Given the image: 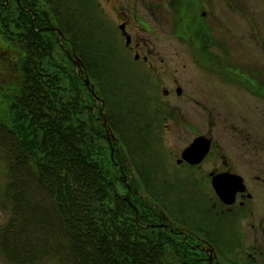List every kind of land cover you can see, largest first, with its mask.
Wrapping results in <instances>:
<instances>
[{
    "label": "trees",
    "instance_id": "obj_1",
    "mask_svg": "<svg viewBox=\"0 0 264 264\" xmlns=\"http://www.w3.org/2000/svg\"><path fill=\"white\" fill-rule=\"evenodd\" d=\"M94 3L0 0V73L6 77L0 79L5 83L1 103L5 110L10 99L9 124L27 156V161L9 166L5 194L10 218L3 232L4 253L18 264L27 253L39 257L28 259L31 263L50 255L43 252L44 209L37 205L43 192H48L59 215L61 236L69 242L56 255L60 264H204L199 246L193 249L179 237L181 232L171 231L162 209L142 195V186L152 193L148 181L142 177L141 186L129 176L127 157L137 167L145 153L142 146L132 144L130 112L150 107L122 97L131 79L115 65V47L104 33ZM171 7L175 28L184 29L190 18L188 2L172 0ZM72 45L98 85L106 114L101 103L92 99L82 71L70 60ZM203 56L196 53L202 66L232 80L217 62ZM245 77L234 80L242 82ZM52 98L56 106L50 104ZM105 118L121 135L126 151L108 142ZM32 229L41 234L38 245L29 240L26 230ZM84 241L96 255L87 262L78 252Z\"/></svg>",
    "mask_w": 264,
    "mask_h": 264
},
{
    "label": "flooded vegetation",
    "instance_id": "obj_2",
    "mask_svg": "<svg viewBox=\"0 0 264 264\" xmlns=\"http://www.w3.org/2000/svg\"><path fill=\"white\" fill-rule=\"evenodd\" d=\"M96 1L100 4L98 0ZM105 1L106 8L113 13L110 14L104 6L105 24L103 25L106 26L104 33L107 36L113 33L117 40L119 38L121 47V41L125 42L124 51H121L125 54H121L115 63L121 73L131 79V84L124 87L122 97L141 104L166 101L174 94L179 97L186 96L182 86L177 84L169 87L163 83L165 74L162 70L168 69V63H166L167 56L163 55L155 45V40L160 33H164L166 37L169 34L170 37H177L185 42L186 52L188 53L187 47L189 46L193 59L196 53H200L204 55L203 58L209 57L220 61L221 40L217 26L206 20L208 10L205 6L212 3V0H186L190 6L187 9L190 18L188 20L186 18L185 28L180 30H155L147 24L144 17H140L137 13V7L141 5L146 12L155 15L157 11H162L159 8L161 2L153 0ZM171 1H167V11L172 14ZM212 11L214 13V9ZM112 14H115L117 18L115 33L107 18ZM131 16L135 18L134 21ZM139 23L144 25V29L137 26ZM75 50V46L69 50L71 62L79 68L84 65L89 74L83 59L82 62H74ZM225 64L234 66L228 62ZM251 69V67H245L240 68L239 72L234 70L230 73L231 75L232 73L240 75L245 70L243 72L251 77H245L242 82L234 80L235 77H233L232 80H228L230 81L228 84L239 85L248 94L264 99V78L262 74L261 78H255L252 75L253 72H246V70L251 72ZM174 81L176 82L177 79L174 78ZM89 89L92 93V90H95L94 85ZM192 100L199 101L196 97H192ZM9 101L10 99L6 100L4 110L0 97V164L2 167L4 165L6 172H9V166L13 162L27 161V156L19 146L9 124L11 121L8 119L11 113ZM25 106L27 107V104ZM103 110L106 114V105ZM206 112L213 113L210 110ZM191 113H197V115ZM203 113V110L184 111L177 108L142 109L130 112V116L133 117L129 119L133 123L129 128L133 133L132 144L140 145L145 149L142 163L149 172V178L168 182L172 187L168 205L179 203L182 206L181 219L185 223L177 224L170 217L166 223L171 231L181 232L180 236L184 239L183 241L187 245L190 244L193 249L200 246L208 252L206 247L214 246L213 255L208 253V257L204 258L209 264H264V159L228 157L222 145L203 131ZM3 114H6L5 119H3ZM210 117L214 118V116ZM213 123L216 124L217 121L213 120ZM106 124L108 142L112 146H121L120 139L116 136L114 138L112 133L107 131L112 128L111 125L107 122ZM199 137L209 140L210 147L199 161L191 162L184 157V152ZM178 140L184 141L180 147ZM256 149V145L249 147V151ZM146 158L148 161L145 160ZM140 175L143 176L141 173ZM221 178L227 179H223L226 180L224 186L228 187L231 192L235 191L230 203L223 200L214 187L213 182ZM171 182L185 183L186 192L177 189L176 184L173 185ZM206 185L208 188L205 191L192 189L195 186L207 187ZM5 190L6 187L3 188L0 183V209L2 210L7 207ZM5 228L6 224L1 222L0 246H2ZM172 240L174 241L173 237ZM5 257L2 261L9 263L11 260L7 255ZM25 258L26 256H23L24 261ZM198 259L203 258L198 255ZM2 261L0 264H3Z\"/></svg>",
    "mask_w": 264,
    "mask_h": 264
},
{
    "label": "rangeland",
    "instance_id": "obj_3",
    "mask_svg": "<svg viewBox=\"0 0 264 264\" xmlns=\"http://www.w3.org/2000/svg\"><path fill=\"white\" fill-rule=\"evenodd\" d=\"M98 1L101 7L96 3L94 4L96 9L100 8L102 10H100V13H102L101 19L105 20L103 12L104 6L105 10L110 14L113 12L106 8L107 5H105V0ZM153 1L162 3L159 5L162 11H157L155 15H151L139 5L137 7V13L140 17H144L147 24L155 30H178L175 28V21H177L174 15L175 10L172 8V14L167 11L168 0ZM118 7L120 9L119 4ZM127 8L128 7H126V9ZM205 8L208 10L206 20L217 26V32L221 40V59L241 68L252 67L255 69L253 70L258 74L259 78L261 77L262 71V77L264 78V0H212V3L206 5ZM212 9H214V13ZM100 13L96 10L97 15H100ZM107 18L111 22V27L114 29L115 33V28L117 27L116 15L112 14ZM131 18L134 21L135 18L132 16ZM137 26L140 29H144V25L141 23ZM110 35L113 39L114 47L117 48L116 52H119V55L125 54V52H121L122 50L124 51V40L121 41V47L116 36L113 33H110ZM155 45L163 55L167 56L166 63H168V69L164 68L162 70L165 74L163 76V83L169 87H174L177 84L182 86L186 96L179 97L174 94L166 101L150 102V109L169 110L177 108L184 111L203 110V131H205L206 135L213 137L217 143L222 145L228 157L264 159V99L248 94V92L239 85L228 84L230 81L223 79L217 71L202 66L198 62L197 57L193 59L189 46L187 47V53L185 49L186 43L177 37H170L169 34L166 37L164 33H160L155 40ZM225 70L228 72L234 71V69L231 68H225ZM3 78L6 77L0 73V79L2 80ZM174 78L177 79L176 82ZM2 84L5 83H0V92L3 89ZM50 96L51 94H48L47 99ZM192 97H196L199 101L192 100ZM50 104L56 106L57 103L55 99L52 98ZM206 110L213 111V113L208 114ZM191 114L197 115V113ZM210 116H214V118ZM213 120L217 121V123H213ZM177 142L179 147L184 144L183 140H178ZM250 145H256L257 149L249 151ZM145 160L148 161L147 158ZM137 169L143 175L144 181L145 179L148 181V186L150 188L153 187L152 190L154 193L160 195V191L155 188L154 184H151L153 179L149 178V172L143 165L142 160L138 162ZM9 180L10 177L8 176V172L4 170V165L2 167L0 164V183L3 185V188ZM156 183L159 184V182ZM162 183L166 186L168 182ZM171 183L173 185L176 184L177 189H182V192H186L185 188L187 185L185 183ZM193 184L197 185L198 183ZM207 188L208 186H195V188L192 189L205 191ZM166 193V190H164L159 197L161 201L165 199ZM38 200L37 205L39 206L38 203H40V205H42L41 209H44V211H42L45 229L43 242H46V247L43 252H48L50 255L47 258H42L43 260L33 261L32 263L25 260L24 264H60L56 255L64 251L65 244L69 242H66L61 236V227L59 226L60 223L58 220L59 215L55 210L51 195L48 192H43V195L39 197ZM163 202L168 206L167 212L173 218L171 220H180L179 215L182 214V206L179 203L175 205L170 203V205H168V201ZM175 207H177V209ZM51 214L54 215L53 218L49 217ZM9 217L10 211L7 205L6 209H0V223L3 222L7 224ZM181 221L185 223L183 219H181ZM26 232L28 233L29 240L38 245L41 234L35 233L34 229L29 232L26 230ZM63 233L65 234V232ZM40 249L42 251V248ZM1 250L2 248H0V261L6 258L5 253ZM78 252L83 257L84 262L96 256L94 254V247L86 241L83 242L82 248H78ZM31 257H33L32 260L39 259L37 255L30 256L28 253L25 259H31ZM68 257L71 260V257ZM2 263L16 264L15 261L7 263L5 260L4 262L2 261Z\"/></svg>",
    "mask_w": 264,
    "mask_h": 264
},
{
    "label": "water",
    "instance_id": "obj_4",
    "mask_svg": "<svg viewBox=\"0 0 264 264\" xmlns=\"http://www.w3.org/2000/svg\"><path fill=\"white\" fill-rule=\"evenodd\" d=\"M54 29L61 32V30L58 28H54ZM61 35L63 34L61 33ZM77 59L80 60V57H78ZM86 83L87 85H89V79L86 80ZM209 147H210V141L204 137H199L192 143L190 147H188L185 150L184 157L187 158L191 162L199 161V159H201L206 154ZM223 179H226V178L215 180L213 184L218 194L221 196V198H223V200H225L226 202L230 203L232 201L231 196L232 197L234 196L235 191L233 190V192H231V190L228 187L224 186V182H226L227 179L226 180H223Z\"/></svg>",
    "mask_w": 264,
    "mask_h": 264
}]
</instances>
